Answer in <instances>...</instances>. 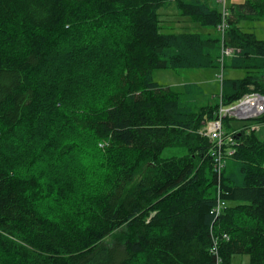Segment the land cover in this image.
Here are the masks:
<instances>
[{"label":"trees","instance_id":"obj_1","mask_svg":"<svg viewBox=\"0 0 264 264\" xmlns=\"http://www.w3.org/2000/svg\"><path fill=\"white\" fill-rule=\"evenodd\" d=\"M167 4L211 30L161 33ZM227 8L221 37L209 0H0V264H264L263 127L224 120L220 175L200 133L220 101L264 94V40L240 26L264 0ZM225 66L246 74L211 95L152 78Z\"/></svg>","mask_w":264,"mask_h":264},{"label":"rangeland","instance_id":"obj_2","mask_svg":"<svg viewBox=\"0 0 264 264\" xmlns=\"http://www.w3.org/2000/svg\"><path fill=\"white\" fill-rule=\"evenodd\" d=\"M212 5L218 6L222 9L220 5L216 3L215 0H209ZM217 5H216V4ZM174 5V4H173ZM172 4H167L158 10V25L159 31L161 33H181V32H195V33H207L211 29L199 25L198 22L193 21L189 16L180 15L179 11ZM244 30L253 32L255 36L259 39L264 40V19L243 21L240 24ZM225 58H229L225 56ZM256 73V72H255ZM246 74L243 69H234L228 66L224 68L221 67L218 70L212 68H200V69H155L152 74L153 81L161 84L172 86L176 90H181L185 83H196L203 91L208 94H215L219 92L220 89V79L222 77L228 78H241ZM261 76L264 81V70L257 73ZM228 119L230 128L240 127L244 124L251 125L255 124V119H235V118H225ZM224 119V120H225ZM224 124V122H223ZM259 125V124H258ZM259 129V128H258ZM224 130L229 131L224 125ZM261 137H264V128L259 133ZM186 151L182 147L169 146L162 150L160 156L162 158H167L171 156H181L185 154ZM228 163L231 164L232 161L229 159ZM138 179V178H137ZM136 180V179H135ZM110 238V237H109ZM108 238V240H109ZM240 258H236L238 260ZM242 263H247L249 257L244 255L241 258Z\"/></svg>","mask_w":264,"mask_h":264},{"label":"built area","instance_id":"obj_3","mask_svg":"<svg viewBox=\"0 0 264 264\" xmlns=\"http://www.w3.org/2000/svg\"><path fill=\"white\" fill-rule=\"evenodd\" d=\"M232 0H216L217 4L222 7V23L218 26V30L223 37V33L228 28V24L225 20L228 15V6ZM233 50L231 48H224L222 50V57L231 56ZM264 113V94L259 92H250L242 96L236 102L230 105H224L221 101L215 112V118L208 121L205 126L200 130V133L209 138L212 142V146L209 150V154L213 159L214 171L220 175L225 167L226 158L234 153L235 138L234 133L237 131H225L224 119H254ZM247 131L257 130L259 125H242ZM240 130V129H239ZM227 202L217 197L216 206L212 209L216 215H219L223 209L227 206Z\"/></svg>","mask_w":264,"mask_h":264},{"label":"crops","instance_id":"obj_4","mask_svg":"<svg viewBox=\"0 0 264 264\" xmlns=\"http://www.w3.org/2000/svg\"><path fill=\"white\" fill-rule=\"evenodd\" d=\"M241 24V23H240ZM241 26V25H240ZM241 28L244 30V28L241 26ZM246 31V30H244ZM259 127H263L264 128V125H259Z\"/></svg>","mask_w":264,"mask_h":264},{"label":"bare ground","instance_id":"obj_5","mask_svg":"<svg viewBox=\"0 0 264 264\" xmlns=\"http://www.w3.org/2000/svg\"><path fill=\"white\" fill-rule=\"evenodd\" d=\"M257 124V123H256ZM258 125V124H257Z\"/></svg>","mask_w":264,"mask_h":264}]
</instances>
